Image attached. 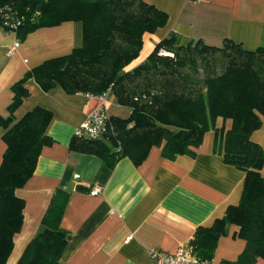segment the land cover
I'll use <instances>...</instances> for the list:
<instances>
[{
    "label": "trees",
    "instance_id": "obj_1",
    "mask_svg": "<svg viewBox=\"0 0 264 264\" xmlns=\"http://www.w3.org/2000/svg\"><path fill=\"white\" fill-rule=\"evenodd\" d=\"M0 10L20 23L19 40L45 26L81 21L83 42L71 52L46 59L12 85L10 115L0 116L6 128V149L0 165V264H6L14 236L23 224L24 199L16 194L33 175L38 157L54 142L46 129L52 112L42 106L15 120L14 111L34 78L43 90L55 86L67 93L111 94L131 109L110 113L107 131L98 138L74 135L70 150L98 156L109 168L123 157L140 165L153 147L175 159L195 156L205 134L215 132L213 150L245 171L238 204L211 226H200L190 243L205 264H211L220 238L231 224L246 244L235 259L219 264H256L264 259V147L252 138L264 114V40L247 49L231 38L221 45L202 39L180 43L170 32L145 59L135 62L145 33L168 22L169 15L146 0H0ZM70 191L57 188L39 232L17 264H64L68 231L62 225Z\"/></svg>",
    "mask_w": 264,
    "mask_h": 264
},
{
    "label": "crops",
    "instance_id": "obj_2",
    "mask_svg": "<svg viewBox=\"0 0 264 264\" xmlns=\"http://www.w3.org/2000/svg\"><path fill=\"white\" fill-rule=\"evenodd\" d=\"M165 10L168 22L153 33H145L135 62L146 58L155 44L174 31L180 43L202 39L221 45L225 38L255 49L264 40V0H146ZM0 25V116L10 115L12 85L45 61L82 45L83 24L67 21L30 32L18 49L8 53L17 40ZM29 94L14 111L15 120L36 106L52 112L46 129L54 142L43 147L33 175L16 194L24 199L23 224L14 236L6 264H17L26 246L41 228L42 218L56 189L70 191L61 225L68 231L62 255L64 264H155L149 249L175 252L191 244L200 226H211L238 204L246 173L213 150L215 132L208 131L195 156L180 154L175 159L153 147L140 165L129 157L114 168L94 154L70 150V142L81 123L101 104L88 93H67L55 86L45 91L34 78L25 83ZM108 110L119 113L125 106L108 94ZM125 115L131 111L129 107ZM262 126L252 138L264 147ZM0 125V165L6 149ZM264 173V169H263ZM100 186L98 194H92ZM240 227L231 224L218 242L211 264L235 259L244 249ZM256 264H264L259 259Z\"/></svg>",
    "mask_w": 264,
    "mask_h": 264
},
{
    "label": "built area",
    "instance_id": "obj_3",
    "mask_svg": "<svg viewBox=\"0 0 264 264\" xmlns=\"http://www.w3.org/2000/svg\"><path fill=\"white\" fill-rule=\"evenodd\" d=\"M19 23V19H13L8 12L0 10V25L6 33H13ZM20 44L21 41L17 39L13 45L8 47V53H14ZM97 97H99L101 104L81 123L75 135L98 138L107 131L110 121V112L107 107L108 94L98 95ZM100 191L101 187L95 186L91 193L98 194ZM149 255L154 259L155 264H205L196 255L191 244L180 245L175 252L152 247L149 249Z\"/></svg>",
    "mask_w": 264,
    "mask_h": 264
},
{
    "label": "rangeland",
    "instance_id": "obj_4",
    "mask_svg": "<svg viewBox=\"0 0 264 264\" xmlns=\"http://www.w3.org/2000/svg\"><path fill=\"white\" fill-rule=\"evenodd\" d=\"M127 111H128V108L124 107V108H122V110H119L118 112L125 115L127 113Z\"/></svg>",
    "mask_w": 264,
    "mask_h": 264
}]
</instances>
